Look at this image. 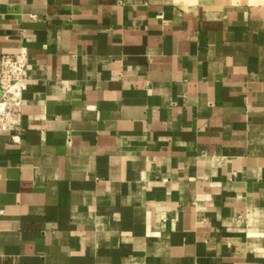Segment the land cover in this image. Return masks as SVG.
<instances>
[{
    "label": "crops",
    "instance_id": "0c3cea01",
    "mask_svg": "<svg viewBox=\"0 0 264 264\" xmlns=\"http://www.w3.org/2000/svg\"><path fill=\"white\" fill-rule=\"evenodd\" d=\"M22 48L0 264H264V0H0Z\"/></svg>",
    "mask_w": 264,
    "mask_h": 264
},
{
    "label": "built area",
    "instance_id": "2783aa9c",
    "mask_svg": "<svg viewBox=\"0 0 264 264\" xmlns=\"http://www.w3.org/2000/svg\"><path fill=\"white\" fill-rule=\"evenodd\" d=\"M28 82V50L0 58V139L20 128L23 94ZM3 214L0 211V215Z\"/></svg>",
    "mask_w": 264,
    "mask_h": 264
}]
</instances>
